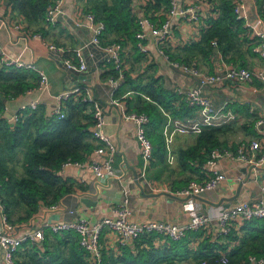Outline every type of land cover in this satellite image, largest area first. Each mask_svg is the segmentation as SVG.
<instances>
[{
	"label": "crops",
	"instance_id": "1",
	"mask_svg": "<svg viewBox=\"0 0 264 264\" xmlns=\"http://www.w3.org/2000/svg\"><path fill=\"white\" fill-rule=\"evenodd\" d=\"M244 1L247 5L246 24L251 28L249 37L252 38V28L260 29L264 17L259 13V3L256 0ZM180 3L184 2L181 0ZM195 4L200 14L199 26H194L177 16L172 18V36L163 44L171 54L179 53L181 56H186L187 50L191 48L188 44L199 41L202 30L207 26V18L217 17L216 13L210 11L206 0H196ZM83 6V0H65L63 14L54 25L46 24L43 19H39L34 24H28L24 16L12 10L7 1L0 0V47L15 58L34 62L47 75V87L42 91L37 89L36 85L23 94L7 99L4 115L10 117L15 114L20 105L26 104L36 97H39V104L43 105L45 113L48 114V111L55 105L57 94L73 86H88L95 99L104 108L105 124L102 130L114 145L112 154H109V150L104 148L101 141L93 140L95 144L100 143V146H103L104 152L95 153L93 150L85 160H110L113 173L111 177L97 182L89 168L76 165L61 167L55 174L71 185V193L55 202L58 209L50 211L46 217L43 214L45 211L42 210L44 205H39L37 212L31 218H23L25 215L23 207L16 209L11 215V220L19 230L24 231L38 227L47 219H66L70 217L68 213H65L68 209L75 210V218H85L93 223L106 215H111L116 203L124 196L128 197L132 219L135 221L186 222L193 210L214 216L224 205H212L208 202L217 203L221 199L233 196L238 191L239 183L244 180H246L245 183L241 185L237 198L230 202L231 205L243 199L255 201L260 197L264 198V168L259 170L258 175L249 174V167L243 162H237V165L236 163L227 165V180L221 182L215 190L200 196L206 201L197 198L176 197L168 194V191L157 190L162 187L179 189L191 179L200 181L208 176V172L183 170L178 165L174 154L173 149L192 144L195 135L193 133L175 134L171 145L174 154L173 163L167 162V153L161 163L153 157L147 164L143 163L141 148L135 139L134 123L124 119L121 113L122 107L126 108L128 100L135 96L130 87L123 86L124 77L113 91L112 97L116 104L111 103V87L107 79L110 76H117V74L105 75L111 65L104 59L101 51L93 53L92 56L88 53L86 70L76 72L63 68L66 59L74 58L73 52L62 53L45 46L47 43H54L58 47L74 48L91 38V30L87 26L85 18H81L86 13ZM257 40L259 39L256 37L255 41ZM145 42L149 47V54L144 55V59L139 61L134 59V50L131 47H121L124 69L132 78L139 77L146 81L149 75H153L158 79V83L173 90L196 85L195 78L185 75L165 61L158 53L154 37L151 34H147ZM259 44L254 45L252 49L248 45L242 44L239 46V51L234 54V59L230 61L217 48H214V52L209 58L204 59L200 54H196L195 61L191 62L205 73L223 71V63L216 57L218 54L226 65H240V67L263 72V77H255L250 85L224 81L203 89L210 96L215 107L226 103L227 109H230L234 116L228 122L222 123L229 125L224 127V132L218 136L220 141L229 145L236 143L238 145L242 141L253 140L256 137L253 119L264 117V46L261 53L254 51V48ZM0 67L8 68L7 66ZM80 74H83V78H80ZM119 88L121 89L119 90ZM128 91L130 93L125 95ZM250 108L253 111H250ZM110 155L111 157L108 159ZM236 175L239 177V181L234 180ZM184 176L187 178L183 179ZM224 203L226 202L224 201ZM240 223L237 221L235 225L237 231ZM216 228L217 222L213 219L206 228L195 232L188 231L187 234L190 236L187 245L192 249L198 247L201 238L205 235L211 236V232ZM200 232H202L201 235ZM48 237L49 246L53 247L56 241L53 240V236ZM100 242L103 250L111 251L115 255L120 254L121 248L116 245L113 232L104 229ZM233 244L231 242L228 246L231 247ZM62 246L67 247L68 244ZM2 258L3 253L0 249V264H3ZM188 261L190 262V260Z\"/></svg>",
	"mask_w": 264,
	"mask_h": 264
},
{
	"label": "trees",
	"instance_id": "2",
	"mask_svg": "<svg viewBox=\"0 0 264 264\" xmlns=\"http://www.w3.org/2000/svg\"><path fill=\"white\" fill-rule=\"evenodd\" d=\"M5 1L12 10L23 15L28 24L44 20L50 2ZM206 1L210 11L216 13L217 17L207 18V26L202 30L199 41L188 44L191 48L187 50L186 56L171 54L162 47L170 59L191 63L195 61L196 54L207 59L217 48L230 61L242 44L252 49L260 43L259 40L255 41V36L249 37L251 30L234 13L232 0ZM256 1L259 3V13L264 17V0ZM135 3L139 6L138 12L142 10L156 24L163 21L164 11L170 6V0H83V10L103 22L104 29L100 35L102 45L117 43L122 48L129 46L134 50V59L139 61L145 54L137 46L136 33L140 25ZM110 65L105 75L117 74L113 65ZM123 74V86L130 87L135 93L133 99L128 100L126 111L148 115L146 135L153 145L152 157L161 163L166 154L161 132L166 116L159 107L171 117L182 120L197 117V108L188 105L183 94L158 83L153 75L143 81L139 77L132 78L125 69ZM38 80L39 76L34 70L0 67V191L5 212L10 218L19 207L24 208L23 218H31L39 205L58 202L64 195L71 193V185L55 173L67 161H85L91 151L101 145L93 142L92 105L82 101L80 96H69L62 101V118L48 116L43 105L39 104L34 109L28 107L18 111L17 120L9 121L4 115L5 101L34 88ZM228 125L205 126L200 132L193 133L195 137L192 144L173 149L178 165L183 170L202 171L200 167L212 149L235 150L237 143L229 145L218 139L219 134L224 132L223 128ZM19 152L22 153V175H16L9 167V160ZM238 227V231L237 227H232L228 235L216 241H212L210 235H205L194 249L187 245L190 234L178 240L156 232L142 234L134 246H121L119 255L102 247V264H179L187 259L191 260L190 264H201L203 260L216 258L219 251H225L230 261L235 263L244 261L250 254H264V218L244 220ZM48 236H53L56 241L53 247L49 246ZM230 241L234 243L231 247L228 246ZM67 244V247L62 246ZM14 264H88V255L78 244V237L73 232L46 231L40 246L38 243L26 242L15 252Z\"/></svg>",
	"mask_w": 264,
	"mask_h": 264
},
{
	"label": "built area",
	"instance_id": "3",
	"mask_svg": "<svg viewBox=\"0 0 264 264\" xmlns=\"http://www.w3.org/2000/svg\"><path fill=\"white\" fill-rule=\"evenodd\" d=\"M65 0H50L46 7L44 22L49 25H54L58 18L63 14V3ZM181 1V0H180ZM170 0V6L164 11L165 18L160 24L152 22L148 17L139 11V6L134 4V9L137 10V20L140 25V30L136 33L138 39L137 46L141 53L149 54V47L146 44L147 34L154 37L158 53L168 62V64L181 71L185 75L193 77L197 80L196 85L186 88H176V91L183 94L188 105L197 108V117L175 119L166 113L163 108L159 107L166 116V121L162 127V135L166 149V158L168 163H173L174 154L172 152V142L175 134H190L198 133L205 126H215L233 119L234 116L230 109H227L226 103L219 107H215L208 94L203 89L206 86L218 84L220 82L228 81L250 85L253 83L255 77H263V72L254 71L245 67L226 65L220 55L217 54V60L223 63V71L217 70L214 73H205L200 68L192 63H185L170 59L164 52L162 47L165 42L172 36V18L177 16L183 20L192 23L194 26L200 24V14L197 11L196 0ZM233 11L238 18L244 20L246 24V3L244 0H232ZM81 18H85L87 26L91 30V38L74 48L58 47L54 43H47L45 46L51 50L63 52L71 51L74 53L73 59H66L64 64L67 68L82 72L87 68L86 56L96 53L93 47L97 48L103 53L104 59L111 63L117 71V76H110L107 81L111 87V97L113 91L117 88L119 81L124 77V65L121 56V45L117 43L102 45L100 35L104 29L102 21L97 20L91 13H84ZM250 28V27H249ZM251 30V28H250ZM252 35L257 37L261 44L254 48V51L261 53L264 46V21L260 29L252 28ZM213 44L215 42L213 41ZM85 53V54H84ZM0 66L24 68L34 70L39 76L37 89L42 91L47 87V75L38 68L34 62L24 59H18L9 55L2 47H0ZM128 91L125 95L129 94ZM69 96H80L82 101L88 102L92 105L93 124L91 126L92 136L101 141L112 154L114 145L102 130L105 124L104 108L97 101L88 86H73L68 90L57 94L55 96V105L48 111V116H55L62 118L64 113L62 110V101ZM148 98L147 96H144ZM39 97L31 99L28 103L19 106L15 114L8 119L10 122H15L18 118L17 112L25 108H36L39 105ZM111 103L116 104L114 97L111 98ZM250 111H253L250 108ZM122 117L134 123L135 139L141 148V157L144 164L152 158L153 145L151 140L146 135V126L149 122V117L144 112H128L125 106L121 109ZM253 129L256 132V137L251 141H242L236 146L235 150L229 148L212 149L208 159L202 163L201 170L208 172V176L200 181L189 180L184 186L179 189H170L169 187H162L163 190L168 191L176 197L187 196H201L208 191L215 190L221 182L227 180V165L229 163L237 165V162H243L249 167V174L258 175L260 169L264 168V117H256L253 122ZM262 149V150H261ZM95 153L104 152L103 146H98L94 149ZM111 155L108 157V159ZM76 165L79 167L89 168L93 174L94 180L102 182L113 175L112 165L110 160L99 161H82V162H65L63 166ZM142 175L144 176L143 172ZM239 181L237 175L234 178ZM242 181V180H241ZM193 198V197H190ZM189 199V198H188ZM45 206V207H44ZM44 216L50 212L57 210V204L44 205ZM111 215H106L95 222L91 223L85 218H75V210L68 209L66 219L52 218L47 219L38 227L29 230L20 231L16 224L11 220L9 215L5 212L4 204L1 201L0 191V249L3 253V264H14L15 252L21 248L26 242L42 244L45 237V232H63L71 231L78 237V244L87 252L88 264H102V244L100 236L104 229L114 233L115 243L120 248L123 245L136 244V239L142 234L156 232L173 240H178L187 235L188 231H197L206 228L215 219L217 228L211 232V240L216 241L220 237L228 235L232 227H235V222H242L253 218H264V198L260 197L255 201L243 199L239 202L221 207L218 212L212 216L191 211L190 216L186 222H171L146 220L135 221L132 219V210L129 205L127 196L119 199L116 207ZM72 217V218H71ZM201 264H264V254L256 256L250 254L244 261L231 262L225 251H219L218 256L211 260H203Z\"/></svg>",
	"mask_w": 264,
	"mask_h": 264
},
{
	"label": "rangeland",
	"instance_id": "4",
	"mask_svg": "<svg viewBox=\"0 0 264 264\" xmlns=\"http://www.w3.org/2000/svg\"><path fill=\"white\" fill-rule=\"evenodd\" d=\"M142 59H144V57ZM184 135H188V134H184ZM22 163H23L22 153L19 152V153L15 154L14 158H11L9 160V167L14 173H16V175H22V174H20L21 172L24 171ZM182 178L186 179L187 177L184 176ZM74 235H76V234L74 233ZM188 260H190V259H187L186 261L185 260L181 261V263H179V264H190L191 260H190V262Z\"/></svg>",
	"mask_w": 264,
	"mask_h": 264
},
{
	"label": "water",
	"instance_id": "5",
	"mask_svg": "<svg viewBox=\"0 0 264 264\" xmlns=\"http://www.w3.org/2000/svg\"><path fill=\"white\" fill-rule=\"evenodd\" d=\"M178 1H180V0H178ZM83 27V26H82ZM90 39V38H89ZM88 39V40H89ZM87 40V41H88ZM87 41H85V42H87ZM85 42H83V43H85ZM82 43V44H83ZM82 44H80V45H82ZM93 49H94V51L96 52V53H98L99 52V50L97 49V48H95V47H93ZM63 68L64 69H67V70H71V69H69V68H66L65 66H63ZM77 72V71H76ZM80 78H83V74H80ZM8 118H9V116H7ZM245 181L246 180H244L243 182H240L239 183V185H238V191L233 195V196H231V197H228V198H225V199H221V200H219L217 203H214V202H208V203H210V204H212V205H220V204H222V205H224V206H228V205H230V202L232 201V200H234V199H236L237 198V196H238V193H239V189L241 188V185L243 184V183H245ZM164 193H166V192H164ZM168 194H170V193H168ZM171 195V194H170ZM190 197H193V198H197V199H201V200H203V201H206L205 199H203L202 197H200V196H187V197H185V199H188V198H190ZM84 200H86V199H84ZM224 201L226 202V203H224Z\"/></svg>",
	"mask_w": 264,
	"mask_h": 264
}]
</instances>
